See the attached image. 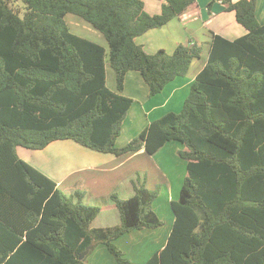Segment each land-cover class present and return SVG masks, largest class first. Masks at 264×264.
Listing matches in <instances>:
<instances>
[{"label": "trees", "instance_id": "obj_1", "mask_svg": "<svg viewBox=\"0 0 264 264\" xmlns=\"http://www.w3.org/2000/svg\"><path fill=\"white\" fill-rule=\"evenodd\" d=\"M158 1L160 12L150 15L142 0H0V264H85L88 255H79L90 245L105 246L116 264H133L116 241L163 225L152 209L159 186L146 188V175L136 174L132 196H109L120 224L92 227L102 206L83 203L81 191L65 194L17 154L19 147L36 151L56 141L115 157L141 149L154 155L169 142L182 146L176 154L186 175L170 203L172 230L144 264H264V24L256 18L257 0L206 5L234 12L245 34L213 35L181 110L115 146L134 103L122 94L126 75L139 73L151 99L186 77L204 51L198 39L153 54L136 42L196 0ZM67 15L91 25L107 49L73 34ZM106 65L115 91L106 85Z\"/></svg>", "mask_w": 264, "mask_h": 264}, {"label": "crops", "instance_id": "obj_2", "mask_svg": "<svg viewBox=\"0 0 264 264\" xmlns=\"http://www.w3.org/2000/svg\"><path fill=\"white\" fill-rule=\"evenodd\" d=\"M210 1L211 0H196L194 5L190 9H187L179 17L169 22L166 26L160 29L150 30L136 39V42L142 45L144 47V50L149 54H153L159 49H163L167 53H172L178 44L184 43L187 39H198L204 42V47L206 46L207 52L205 55L206 57L204 58L202 64L200 65V68L194 76H186L184 78L176 79L175 81L170 83L160 94L151 99L148 97V87L139 73L129 72L126 75L124 90L122 94L133 99L134 103L128 110L126 118L122 124L121 135L120 137H118V142L122 139V143L126 145L136 135H138L140 131H142L148 125L149 122L161 118L168 112H179L181 110L183 101L189 93V88L192 81L194 80V77L206 63L209 47L208 44L213 35H220L225 39L234 40L245 34V30L236 23L234 12H225L224 5L217 3L213 5L208 11L206 5ZM236 1L238 0H233V2ZM147 4L144 3L145 10L150 15H155L160 12L162 5L161 1L147 0ZM255 14L258 22L263 25L264 0L256 1ZM187 35H190L191 37H186ZM94 37L95 39H87L85 36H83L82 38H85L104 47L101 42L103 36L101 37L98 34H94ZM163 40L169 41V44H167L166 46L170 45V49H166L164 45H161V42ZM108 67L109 66L106 65V83L107 77H110L112 79L111 81H113V78L115 76L113 74L112 77L113 72H111L110 68ZM128 79H130V81H134V84H132V89L134 88L133 94H138L139 99H136L135 97H133L134 95L128 93ZM111 90L115 91L116 85L115 90H113L112 88ZM133 108L136 111L135 113H132L130 115V112ZM139 118H144L142 121L143 124L140 125L141 127L138 126L139 122H141ZM124 145H120V147H123ZM181 148L182 146L178 143L174 144L170 142L164 145L154 155H148L143 149H141L136 153L127 154L121 157H115L111 154H103L83 148L72 141H56L49 144L42 150H36L40 152L50 150L52 153L57 154L55 159L48 158L49 161L39 165H33L29 163V161H26V159L23 160L42 172L47 177L54 180L57 184V187L63 192V188H66L65 186H68L74 182L75 175H78V177L81 178L84 183V187L86 188L88 186V183L90 184L91 178L98 175L100 177L102 176L103 178L106 177L105 182L107 184H112L111 189L109 186H106V193H109L108 195H110L112 194L111 192H115L122 199H127L128 197L133 195L131 179H134L133 174L135 173V170H146V188L153 190L156 188V186H159L160 195L161 192L164 191V204L167 203L166 206H168L171 210L170 203L171 201L178 199L179 192L186 175V163L176 154L177 150ZM71 153H73L74 155L71 156ZM17 154L22 159L18 152V148ZM174 155H176V157H178L180 160H175ZM137 161L142 164L138 169L134 168V163H136ZM176 162H180L181 164V170L179 169L178 174L176 170V168L178 167H176L175 165ZM103 178L101 179V181L96 180L94 182H91L92 189L98 187L100 185L99 182H101V188L103 184ZM69 188H72V186L67 187V189ZM123 188L125 189L124 195L120 193L121 191H123ZM69 192L72 193L71 190ZM99 193L104 194V190ZM99 193L98 191L96 192V194L98 195ZM160 195H158V197L152 204V209L158 218V209H156V207ZM102 208V211L98 214L94 221L97 218L99 219L102 212L110 210L116 219V223L112 224H114L115 226L120 224L118 210L113 206L112 202L107 203L106 205L102 206ZM114 209L116 210V212H113L115 211ZM163 210L165 211V209ZM108 220L109 218H102V220L98 221L107 223ZM160 220L163 222V225L157 229L134 230L122 236L130 237L129 235H136L138 238H142V241H140L141 244H138V241L135 240V244H138L135 246V248L137 246L142 247V243H145L148 246L147 256L144 259L145 262L151 257L153 253L161 250L165 246L174 222V215L172 213V210L170 211V216L168 215V221H164L162 219ZM111 222L112 221H110V223ZM99 226L100 227H93H108L105 225ZM120 238L119 241L121 240ZM97 249L100 255H102L103 257H110L105 254L106 247L103 245L96 246L90 252L92 253L94 251H97ZM91 253H89L88 255H90ZM109 262L110 264H116L114 259L113 261L111 260Z\"/></svg>", "mask_w": 264, "mask_h": 264}, {"label": "rangeland", "instance_id": "obj_3", "mask_svg": "<svg viewBox=\"0 0 264 264\" xmlns=\"http://www.w3.org/2000/svg\"><path fill=\"white\" fill-rule=\"evenodd\" d=\"M142 1L147 4V0H142ZM215 4H217V3H214L213 5H215ZM14 7L18 8L19 13H20L19 15L22 16L23 13H24V5L22 4V2L21 1H17L15 3ZM65 22H66L69 30L75 35L82 36V37L85 36L87 39H95L94 34H98L99 36L102 37V35L100 33H98V31L93 29L91 27V25H89L88 23H86L85 21H83L82 19H80L79 17H77L75 15H67V17L65 19ZM166 36H169V35H166ZM186 37H191V36L187 35ZM101 42L104 45V47L107 48V43H106V41H105V39L103 37H102V41ZM167 44H169L168 40H163L161 42V45H164V47L166 49H170L169 48L170 45L166 46ZM168 51H170V50H168ZM206 52H207V48L205 46L201 57L199 59H194L193 60V63L191 64V67H190L189 72L187 74L188 77L194 76L195 73L198 71V69L200 68V65L202 64L204 58L206 57L205 56ZM168 53H170V52H168ZM108 68H110V67H108ZM110 70H111V72H113V70L111 68H110ZM113 74H114V72L112 73V77H113ZM111 80L112 79L110 77H107L106 85H107V87L109 89L112 88L113 90H115V76L113 78V81H111ZM132 84H134V81L133 80L130 81V79H128V90H129L128 93H131L132 95H134L133 97H135L136 99H139L138 98V94H133L134 88L132 89ZM135 111L136 110L133 108L131 110V112H130V115L132 113H135ZM139 119H140L141 122H139L138 126L143 124L142 121H143L144 118H139ZM142 131H140V133ZM138 135H136V136H138ZM122 141L123 140L121 139L118 142V138H117L116 142H115V146L116 147H120V145H124L122 143ZM171 143L177 144V142H171ZM18 152H19L20 156L22 157V159H26V161H29V163H31L33 165H37V164L39 165V164L45 163V162L49 161L48 158L55 159V157L57 156L56 153H52L50 150L49 151L40 152V151H31V150H27V149H23V148H18ZM73 155L74 154L71 153V156H73ZM174 157H175V160H180L178 157H176V155H174ZM141 165L142 164L139 161H137L136 163H134V168L138 169L139 167H141ZM175 165H176V167H178V168H176L177 174H178L179 173V169L181 170V167H180L181 164H180V162H176ZM145 171L146 170H141V169L135 170V173L133 174V176H135L136 174H139V175L145 174L147 172V171L146 172ZM101 177L98 176V175L97 176H93L91 178V180H90V184L88 183V186L86 188V187H84V183L81 180V178H79L78 175H75L74 182L71 183L68 186H65L66 188H63L64 193L67 194V195H70V194H73L74 191H76V190L84 192L85 196H84L83 203H86V204H89V205L104 206V205H106L109 202L111 203V200L109 198V196L111 194L108 195L109 193H106V189H107L106 186H109L110 189H111L112 184H107L105 182L106 177L105 178L102 177L103 178V184H102L101 188H100L101 182H99L100 185L98 187L92 189L91 182H94L96 180L97 181H101V179H102ZM71 186H72V188L67 189V187H71ZM68 190L69 191L71 190L72 193H70ZM103 190H104V194H100L99 192H101ZM97 191H98L99 195L96 194ZM111 193H113V192H111ZM120 193H122V195H124L125 189L123 188V191H121ZM159 195H160V190H159ZM163 196H164V191H162L161 195L159 196V201L157 203L156 209H158L157 213L159 215V218L164 220V221H168V215L170 216V211L171 210H170V208L168 206H166L167 205L166 201H165L166 204H164ZM163 209H165V211ZM113 212H116V210L113 211ZM102 218H105V219L109 218V220L107 221V223L99 222L98 220H102ZM110 221H112V222L110 223ZM112 223L115 224L116 223V219H115L113 213L110 210H107V211L102 212V214L100 215L99 219L97 218L93 222V226L94 227H100L99 225H105V226H108V227L115 226ZM129 236L130 237L124 236V237L120 238L121 239L120 241L118 239V241L116 242V246L125 254V257L130 262H132L133 264H144L145 263L144 259L147 256L148 246L145 243H142V245H143L142 247L141 246H137L135 248L136 245L141 244L140 241H142V238H138L136 235H133V236L129 235ZM135 240L138 241V244H135ZM100 248H102V247H100ZM105 254H107V256H110V255H108L109 253L107 252L106 249H105ZM110 258H112V257L110 256V257L106 258V257H103L102 255H100V253H99V251L97 249V251L92 252L90 255H88L86 257L85 264L86 263L87 264H110L109 261H111V260L113 261V259H110Z\"/></svg>", "mask_w": 264, "mask_h": 264}, {"label": "water", "instance_id": "obj_4", "mask_svg": "<svg viewBox=\"0 0 264 264\" xmlns=\"http://www.w3.org/2000/svg\"><path fill=\"white\" fill-rule=\"evenodd\" d=\"M93 245H90L88 246L80 255H79V259L82 260L84 259L88 254L89 252L93 249Z\"/></svg>", "mask_w": 264, "mask_h": 264}]
</instances>
